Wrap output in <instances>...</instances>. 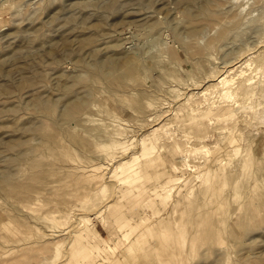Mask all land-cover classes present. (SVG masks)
<instances>
[{"label":"rangeland","instance_id":"rangeland-1","mask_svg":"<svg viewBox=\"0 0 264 264\" xmlns=\"http://www.w3.org/2000/svg\"><path fill=\"white\" fill-rule=\"evenodd\" d=\"M0 264H264V0H0Z\"/></svg>","mask_w":264,"mask_h":264},{"label":"bare ground","instance_id":"bare-ground-1","mask_svg":"<svg viewBox=\"0 0 264 264\" xmlns=\"http://www.w3.org/2000/svg\"><path fill=\"white\" fill-rule=\"evenodd\" d=\"M242 71V70H241ZM243 72V71H242ZM240 73V72H239ZM227 79H228V77H227ZM218 80V79H217ZM249 81H250V79H249ZM219 82H221L223 85H226V83L228 82L227 80H226V78L225 77H221L220 79H219ZM230 82V81H229ZM248 82V81H247ZM225 89V88H224ZM222 92V91H221ZM224 93L223 94H225V96L226 95H228L229 96V89H226V90H224L223 91ZM231 94V93H230ZM227 96V97H228ZM230 97H232V96H230ZM239 102V101H238Z\"/></svg>","mask_w":264,"mask_h":264}]
</instances>
